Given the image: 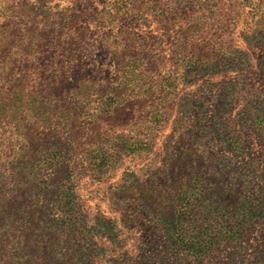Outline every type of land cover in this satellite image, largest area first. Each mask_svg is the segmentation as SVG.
I'll return each instance as SVG.
<instances>
[{
  "label": "rangeland",
  "instance_id": "rangeland-1",
  "mask_svg": "<svg viewBox=\"0 0 264 264\" xmlns=\"http://www.w3.org/2000/svg\"><path fill=\"white\" fill-rule=\"evenodd\" d=\"M144 1L0 0L1 91L20 86L28 97L42 76L71 86L81 79L85 101L94 94L107 105L96 93L117 82L124 108L115 133L138 143L110 176H83L77 189L97 264H252L261 257V218L247 222L238 246L220 242L199 256L184 245L234 227L250 200L264 199V87L216 90L214 99L181 83L184 60L149 57L162 27L136 14ZM238 1L249 8L246 33L264 44V0ZM230 92L231 102L221 98Z\"/></svg>",
  "mask_w": 264,
  "mask_h": 264
},
{
  "label": "trees",
  "instance_id": "trees-1",
  "mask_svg": "<svg viewBox=\"0 0 264 264\" xmlns=\"http://www.w3.org/2000/svg\"><path fill=\"white\" fill-rule=\"evenodd\" d=\"M188 71L182 73V82L189 79ZM44 79L40 77L28 97L20 86L5 92L0 88L4 130L0 133V264H97L100 248L87 230L78 182L83 176L94 181L110 176L122 155L133 152L127 146L138 141L115 133L122 128L119 111L124 108L117 103L116 81L111 92L96 93L105 96V105L102 99L94 100V94L93 100L85 101L81 79L77 86L64 77L53 76L49 83ZM261 104L264 107V100ZM26 112L32 113L27 121ZM261 164L264 175V160ZM260 198L248 202L238 222L233 218L234 227L230 224L214 234L190 235L184 248L202 256L220 242L238 246L254 223L244 227L249 220L264 221V199ZM260 254L252 264H264V229Z\"/></svg>",
  "mask_w": 264,
  "mask_h": 264
},
{
  "label": "crops",
  "instance_id": "crops-1",
  "mask_svg": "<svg viewBox=\"0 0 264 264\" xmlns=\"http://www.w3.org/2000/svg\"><path fill=\"white\" fill-rule=\"evenodd\" d=\"M145 1L136 14L146 19L148 27L147 20L151 18L162 27L161 40L157 35L151 37L155 51L149 57L167 62L171 58L185 59L181 72L189 69L190 80L181 83L195 85L200 93L203 89L210 90L209 97L214 99L218 98L213 95L216 90L222 94L249 85L264 87V44L246 33L249 8L242 1ZM221 98L231 102L232 93ZM189 102L183 101L184 106Z\"/></svg>",
  "mask_w": 264,
  "mask_h": 264
}]
</instances>
